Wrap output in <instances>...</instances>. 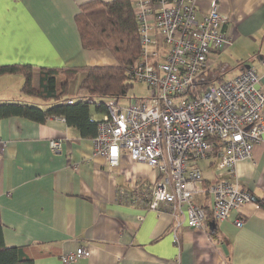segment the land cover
<instances>
[{"label":"crops","instance_id":"0c3cea01","mask_svg":"<svg viewBox=\"0 0 264 264\" xmlns=\"http://www.w3.org/2000/svg\"><path fill=\"white\" fill-rule=\"evenodd\" d=\"M89 1L0 0V64L32 65L35 89L41 85L42 67L118 66L109 49L82 44L75 17ZM212 1L196 0L198 20ZM215 1L226 19L221 29L233 43L199 76L213 86L251 68L264 89V0ZM80 74L83 79L85 72ZM24 82L21 72L0 76V105L47 108L49 103L23 91ZM12 108L0 116V223L5 245L22 247L34 264H63L62 255L81 246L88 255L73 264H173L176 258L180 264H264V208L257 203L264 202V133L252 158L239 159L232 175L217 169V142L194 163L206 188L195 202L207 217L201 228H192L184 215L177 227L170 211L148 210L144 197L136 196L138 188L146 190L159 180L154 167L131 160L126 151L118 165L110 166L95 154L92 138H83L61 117L40 123ZM98 114L101 120L103 113ZM53 138L63 140L60 151L51 149ZM236 178L253 202L219 221L207 188ZM239 217L246 220L242 228L235 224Z\"/></svg>","mask_w":264,"mask_h":264},{"label":"built area","instance_id":"2783aa9c","mask_svg":"<svg viewBox=\"0 0 264 264\" xmlns=\"http://www.w3.org/2000/svg\"><path fill=\"white\" fill-rule=\"evenodd\" d=\"M131 1L141 55L129 66L127 75L131 81L144 83L149 97L138 102L131 98L126 102L87 99L106 107L93 138L94 151L110 166L118 165L126 151L131 160L154 167L159 180L146 190L137 189L136 196L144 197L146 209L170 211L177 227L185 215L190 227L201 228L207 210L195 202V197L206 188L201 170L193 165L206 158L216 142L220 146L219 171L232 175L239 159L252 158L253 148L264 133V89L259 86L258 73L249 68L231 80L189 93L219 52L233 43L232 36L221 29L226 19L218 1H212L202 20L196 16V0ZM62 144V139L49 142L55 152ZM207 189L219 221L253 202L238 178L218 180ZM235 224L242 228L246 220L239 217ZM86 255V247L81 246L63 254L61 261L73 264ZM173 264H180V259Z\"/></svg>","mask_w":264,"mask_h":264},{"label":"trees","instance_id":"16d2710c","mask_svg":"<svg viewBox=\"0 0 264 264\" xmlns=\"http://www.w3.org/2000/svg\"><path fill=\"white\" fill-rule=\"evenodd\" d=\"M76 25L87 49H109L119 61L118 66L79 67H42L41 85L35 89L32 85V65H1L0 76L5 74L22 73L25 78L23 91L26 94L40 98L49 103L47 108L21 103L0 105V116L12 113L22 115L40 123L49 118H64L69 126L77 128L83 138H93L97 135V120L92 116V106L97 113L106 112L105 105L90 103L89 98H113L120 101L129 97L133 84L127 75L130 65L140 58L141 44L133 2L131 0H93L84 3L75 17ZM85 72L80 82L81 96L69 98L68 91L72 80L78 74ZM57 77L62 82H57ZM212 80L195 81L189 93L204 91ZM72 99L73 103H67ZM264 208V202H257ZM0 264H34L22 247H8L4 243L2 224L0 223Z\"/></svg>","mask_w":264,"mask_h":264},{"label":"rangeland","instance_id":"374dc122","mask_svg":"<svg viewBox=\"0 0 264 264\" xmlns=\"http://www.w3.org/2000/svg\"><path fill=\"white\" fill-rule=\"evenodd\" d=\"M231 72H228L226 74V76L228 77L229 74ZM207 74V72L205 73V75ZM209 76H211V72L208 73ZM81 74H79L74 80L71 81L70 86H69V91H68V96L69 97H73V98H78L79 96H81V89H80V82L82 80L81 78ZM204 77L201 75L200 77H198L196 79V81L203 79ZM132 88L130 89L129 92V97L133 100H135L136 102L140 101L141 98H146L149 97V92L146 90V86L145 84L141 83V82H137V81H132ZM127 100H129V98H124L122 99L123 102H126ZM92 111H93V115L96 119H100L101 115L98 114L95 111L94 106H92Z\"/></svg>","mask_w":264,"mask_h":264},{"label":"water","instance_id":"95a60500","mask_svg":"<svg viewBox=\"0 0 264 264\" xmlns=\"http://www.w3.org/2000/svg\"><path fill=\"white\" fill-rule=\"evenodd\" d=\"M255 201V200H254Z\"/></svg>","mask_w":264,"mask_h":264}]
</instances>
